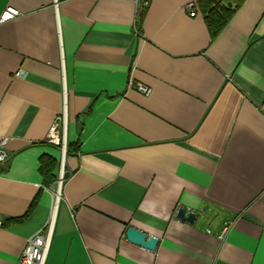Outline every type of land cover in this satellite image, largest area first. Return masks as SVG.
Segmentation results:
<instances>
[{
	"label": "crops",
	"instance_id": "obj_1",
	"mask_svg": "<svg viewBox=\"0 0 264 264\" xmlns=\"http://www.w3.org/2000/svg\"><path fill=\"white\" fill-rule=\"evenodd\" d=\"M9 6L0 264H18L54 211L58 180L40 165L56 160L59 179L56 123L81 152L64 158L46 264H264V0L215 39L196 0H0V18ZM181 207L198 219L177 218ZM129 226L156 248L129 241Z\"/></svg>",
	"mask_w": 264,
	"mask_h": 264
},
{
	"label": "built area",
	"instance_id": "obj_2",
	"mask_svg": "<svg viewBox=\"0 0 264 264\" xmlns=\"http://www.w3.org/2000/svg\"><path fill=\"white\" fill-rule=\"evenodd\" d=\"M194 7H195V3L191 2L188 4L190 15L192 16L196 14ZM5 14L9 16L8 19H3ZM18 14H19L18 9H16L13 6H9L5 9L4 13L1 15L0 23L13 19ZM22 74H23L22 71H17L16 73L17 76H21ZM138 89L142 93H148L149 91L148 87L145 85H139ZM60 119H62L64 123L66 122L65 115H63V117ZM49 135H50L49 137L50 142L61 146L62 149L65 150L66 141L62 139L63 137L59 135V128L57 123L52 126ZM6 144H7V138L4 137L0 140V162H6L9 159V153L6 150ZM62 180H63V175L61 173L57 182L56 203L52 215L50 216L45 226L28 239L27 244L20 255L18 264H46L52 239L54 236L55 213H56L55 209L61 197V189L63 184ZM226 229L227 228H225V230Z\"/></svg>",
	"mask_w": 264,
	"mask_h": 264
},
{
	"label": "trees",
	"instance_id": "obj_3",
	"mask_svg": "<svg viewBox=\"0 0 264 264\" xmlns=\"http://www.w3.org/2000/svg\"><path fill=\"white\" fill-rule=\"evenodd\" d=\"M246 0H196L197 5L202 12L212 39H215L232 19L236 11L244 4ZM148 5H142L138 9V25H140L146 14ZM92 106L85 113L91 111ZM61 148V146H60ZM81 152V141L79 139L70 142L67 145L66 155L79 154ZM56 160L49 157L41 158L40 170L44 175L46 184L57 182L58 178L53 174L56 168ZM67 173L64 171V179Z\"/></svg>",
	"mask_w": 264,
	"mask_h": 264
},
{
	"label": "water",
	"instance_id": "obj_4",
	"mask_svg": "<svg viewBox=\"0 0 264 264\" xmlns=\"http://www.w3.org/2000/svg\"><path fill=\"white\" fill-rule=\"evenodd\" d=\"M66 156V149L63 150V158ZM177 218L186 221L188 223H194L199 214L195 210L188 211L185 207H181L177 212ZM126 235L129 241L147 247L149 249H155L159 243V239L155 236L148 235L145 231H142L134 226H129L126 231Z\"/></svg>",
	"mask_w": 264,
	"mask_h": 264
},
{
	"label": "bare ground",
	"instance_id": "obj_5",
	"mask_svg": "<svg viewBox=\"0 0 264 264\" xmlns=\"http://www.w3.org/2000/svg\"><path fill=\"white\" fill-rule=\"evenodd\" d=\"M62 148V147H61ZM65 149H67V144H66V148ZM64 161H65V159L63 158V164H62V175H63V173H64ZM61 175V174H60ZM63 185V184H62Z\"/></svg>",
	"mask_w": 264,
	"mask_h": 264
},
{
	"label": "snow or ice",
	"instance_id": "obj_6",
	"mask_svg": "<svg viewBox=\"0 0 264 264\" xmlns=\"http://www.w3.org/2000/svg\"><path fill=\"white\" fill-rule=\"evenodd\" d=\"M9 16L7 14H5V16L3 17V19H8Z\"/></svg>",
	"mask_w": 264,
	"mask_h": 264
},
{
	"label": "rangeland",
	"instance_id": "obj_7",
	"mask_svg": "<svg viewBox=\"0 0 264 264\" xmlns=\"http://www.w3.org/2000/svg\"><path fill=\"white\" fill-rule=\"evenodd\" d=\"M62 181H64V173H63V180Z\"/></svg>",
	"mask_w": 264,
	"mask_h": 264
}]
</instances>
